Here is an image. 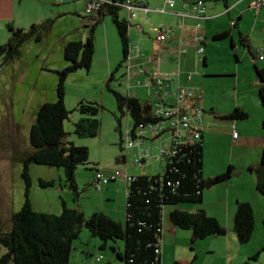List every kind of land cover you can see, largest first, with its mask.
<instances>
[{
    "label": "rangeland",
    "instance_id": "374dc122",
    "mask_svg": "<svg viewBox=\"0 0 264 264\" xmlns=\"http://www.w3.org/2000/svg\"><path fill=\"white\" fill-rule=\"evenodd\" d=\"M6 6L5 0H1L0 45L7 43L11 36L8 25L17 29H29L36 24L45 26L41 40L28 41L12 63L4 65L0 58V223L8 231L11 215L17 213L26 201L23 172L24 158L32 150L29 142L31 126L42 104L57 101V73L68 66L64 58L65 46L70 42H85L91 35V27L85 13L86 0H12ZM262 8L259 21L264 23ZM259 10L251 9V14L240 21L246 29L251 28ZM127 14L126 10L120 9L118 17L127 21ZM153 23L157 27L167 24V21L156 17ZM92 36L94 55L91 69L78 70L68 76L64 100L66 109L72 112L64 123L66 142L87 148V164L75 171V191L69 188L63 168L30 164L28 197L33 209L39 213L59 216L65 205L81 212L86 219L99 213L125 228V177L162 175L167 158L164 161L155 159L159 154L156 146L169 148L171 134L165 132L159 140H154L153 133L145 130L143 144L145 148L152 149L151 156L143 166L132 165L133 153L125 155L121 133L117 129L120 121L124 139L126 117H122L115 98L106 87L109 83L111 89L127 95L123 77L125 66L118 69L124 56L113 17L105 16ZM256 38L260 42L258 34ZM224 44L219 46L222 48ZM238 46L241 52L237 51V54L231 47L228 49L227 44L226 51L213 52L210 65L203 67L200 63L198 72L203 76L196 90L201 100L196 127L204 133L205 171L217 176L231 168V177L204 190L201 204L167 205L162 212V220L169 221V213L177 209L192 213L197 212L195 209L204 210L217 220L226 234L192 242V233L182 230L181 234L187 233L189 237L181 235L175 238L174 255L171 252L162 264H264V194L257 189L258 183L264 184V107L259 97V86L255 85V81L260 79L254 68L255 63L264 68V62L252 61L247 51ZM109 63L113 72L109 71ZM114 72V79L110 82ZM141 89L137 93L142 102L159 103V99L148 90L150 88ZM171 91L172 95L165 102L177 105L176 86L173 85ZM82 101L98 103L102 107L97 116L100 128L95 137L75 134L76 125L84 118H91L77 110ZM236 109L245 111L248 118H222ZM233 129L241 136L238 145L231 141ZM123 155L126 163H118L117 159ZM40 182L52 183L53 186L42 188ZM237 203H248L253 209L255 225L246 244L239 243L234 232ZM102 245L100 239L82 228L79 238L72 244L69 264H108L112 260L114 264H122L111 247L124 253L123 240L109 242L105 248ZM4 252L2 249V254Z\"/></svg>",
    "mask_w": 264,
    "mask_h": 264
},
{
    "label": "trees",
    "instance_id": "16d2710c",
    "mask_svg": "<svg viewBox=\"0 0 264 264\" xmlns=\"http://www.w3.org/2000/svg\"><path fill=\"white\" fill-rule=\"evenodd\" d=\"M124 1H108L95 13V16L93 14L86 17L89 21L88 26L91 27L90 37L85 42H70L64 48V58L68 66L57 73V101L47 102L40 106L35 123L30 129L29 142L32 150L24 158L23 172L26 183V201L17 213L11 215V225L8 231L0 223V264H69L72 244L79 238L82 228H86L92 237L100 239L103 248L107 247L109 242L123 240L124 253L111 247L114 255L122 264H161L160 240L162 239L163 208L167 205L181 203L201 204L204 190L231 177V168H229L222 175L210 179L203 178L201 131L199 140L175 147L176 154L166 161L162 175L137 176L133 182L127 183L125 228L120 223L99 213L86 219L81 212L69 209L65 205L59 216L39 213L33 209L28 197L31 186L28 174L30 164L63 168L69 188L76 190L74 174L79 166L87 164L88 150L66 142L67 133L64 123L70 119L72 112L68 111L64 104L65 83L70 74L78 70L89 71L91 69L94 55L92 34L96 26L108 15L113 17L122 44L124 58L118 69L126 65L130 51V23L119 19L118 12L122 8L116 6V3ZM43 29L45 26L37 24L29 29H17L8 25L11 36L7 43L0 45V58L3 64L7 65L17 59L21 48L28 41L39 42ZM227 36L226 33L221 34L216 39ZM240 41L246 47L248 46L243 37ZM254 68L260 81L264 83V69ZM114 74L115 72L111 74L110 82L114 79ZM106 87L115 98L122 117L127 115L130 117L132 134L136 129L156 125L161 121L154 116L149 102H142L133 95H122L111 89L109 83ZM259 97L264 107V84L259 88ZM101 108L98 103L80 102L77 110L91 118L82 119L76 125L75 134L95 137L100 128L97 116ZM223 118L245 120L248 114L236 109ZM120 126L119 121L117 129L122 138ZM117 162L126 163V156L119 157ZM262 178L264 179V176ZM40 186L47 188L53 184L40 182ZM257 189L264 194L263 182L258 183ZM170 221L176 228L190 231L192 242L226 234V230L219 225L217 220L209 217L203 210L192 213L177 209L171 212ZM233 221L234 232L239 243H248L255 225L250 204L237 203ZM2 249L5 250L3 254ZM114 262L108 264H114Z\"/></svg>",
    "mask_w": 264,
    "mask_h": 264
},
{
    "label": "crops",
    "instance_id": "0c3cea01",
    "mask_svg": "<svg viewBox=\"0 0 264 264\" xmlns=\"http://www.w3.org/2000/svg\"><path fill=\"white\" fill-rule=\"evenodd\" d=\"M131 1L134 3L139 2V0ZM144 1L146 7L151 11L145 13L141 10H136L135 17L133 19H130L129 12L124 9L128 13L127 21L130 23L129 66L132 77L130 81L126 80L125 75L126 68L128 67L127 64L124 65L125 73L123 75L127 87V94L129 95H133L139 98L137 90H142L141 88H145L137 86L136 80L143 81L148 74H169L175 79V82L178 84L179 88H183L194 97L197 105L199 106L201 100L199 99V95L196 94V90L200 86V80L203 76V73H199L198 70L200 68V63H202L203 67L210 65L209 60L213 52L219 51L221 49L226 51L225 45L228 44V49L229 47H231V49H234L237 54V51L241 52V48L239 50V44L247 51L252 61L253 56L257 58V51L259 50L264 56V23L259 21L263 8L259 10L258 15H256L257 17L255 18V21L252 23V26L249 30L242 25V22H240L251 14L252 11L250 8V4L254 0H201L203 2L205 13L200 17L197 16V12L194 6L195 2H197L198 0H175L174 7L172 9L166 7L167 0ZM5 2L8 6L9 3H12V0H5ZM162 9L166 10L165 14H161L159 12ZM156 17L166 20L167 24H159L157 27L154 26L153 19H155ZM228 23L230 25L229 29ZM233 23L235 24V26H232ZM159 28L167 30L166 40L162 43L156 40L157 30ZM225 33L228 35L226 38L216 39L217 36ZM235 33L237 34L238 39ZM256 34H258L259 39L261 38L260 42L258 38H256ZM196 35H199L203 38V42L201 45H198L194 41V37ZM153 37L155 38L154 40ZM241 37L245 39V42L248 45L247 47L241 43ZM221 40L225 41L219 42ZM237 40L239 41V43ZM153 42H155V44ZM221 43H225L222 48L221 46H219V44ZM200 48H203L202 54L199 53ZM108 66L109 71L113 72L110 63ZM254 67H257L259 70L264 69L256 63L254 64ZM263 84L264 83L260 80L258 82L255 81V85L259 86V88ZM172 86L173 85H171V89ZM128 123H130V121ZM233 132L237 133L235 129L232 130V134ZM231 141L233 142V144L238 145L240 144L241 136L238 135V137L234 139L232 135ZM202 143L203 159V130ZM156 147H158L159 149L163 148L161 147V145H158ZM141 148L149 149L152 152V149L145 148L143 143ZM130 152L133 154H138V149L135 148ZM132 165L135 166L133 162ZM202 175L204 179L216 177V175L210 174L209 172L206 173L204 165L202 166ZM128 176L137 177L143 175L134 174ZM195 210L198 211L197 209ZM170 214L171 213H169V217ZM180 231L182 230L176 228L170 222V220H162L161 264L162 262L165 263L167 258L171 256V252L174 255L173 249L175 247L174 245H176L175 238L181 237V235H184V237H189V234H181L182 232ZM169 242L171 243V245L169 244ZM113 261L114 260L109 262L113 263Z\"/></svg>",
    "mask_w": 264,
    "mask_h": 264
},
{
    "label": "built area",
    "instance_id": "2783aa9c",
    "mask_svg": "<svg viewBox=\"0 0 264 264\" xmlns=\"http://www.w3.org/2000/svg\"><path fill=\"white\" fill-rule=\"evenodd\" d=\"M87 6L85 13L88 16L95 14L103 4H107L106 0H86ZM175 0H167L166 7L172 9L174 7ZM116 6L126 9L129 12L130 19L135 17V11L141 10L145 13L150 12L146 7L144 0H139V2L134 3L131 0H125L121 3H116ZM197 16L200 17L205 13V9L203 6V2L198 0L194 4ZM264 7V0H254L250 4L251 9L259 10ZM161 14H165L166 10L162 9L159 11ZM234 26V23L232 24ZM199 27V26H197ZM167 30L159 28L157 30V38L156 40L160 43L166 40ZM194 41L201 45L203 42V38L199 35L194 37ZM199 53H203V48L199 49ZM260 60L264 61V56L261 54V51H257V58H253V61ZM130 61V53L127 60V68H126V80L130 81L132 77V73L129 66ZM143 73V72H139ZM136 85L139 87H147L153 93L152 96L157 97L159 99V103L154 105L155 103H150L152 106L153 114L156 118L161 121L156 125H150L146 128L141 127L136 129L134 134H132V122L130 121V117L126 116V134L125 138L122 137V147L124 149L125 155H129L131 150L137 148L138 154H133L135 158L133 163L135 166H143L145 162L150 158V150L141 148L142 143L144 142V131L149 130L153 133L154 140H159L165 132H170V146L167 149L160 148L159 154L155 159H159L160 161H164L165 157L167 160L176 154L175 147L177 145L197 141L201 138V129L200 127H196L197 120L199 119L200 108L197 105L194 97L189 94L183 88H179L178 84L175 82V79L169 74H148L146 75L145 80L138 81L136 80ZM171 85L176 86L175 95L178 98L177 105H168L165 101L172 95ZM166 123V126H162V124ZM233 138L236 139L238 137L237 133L233 132ZM123 136V135H122ZM166 160V161H167ZM126 183H131L135 180V177L126 175L125 177ZM99 184V183H98ZM99 188V187H98ZM162 240V239H161ZM160 240V246H161Z\"/></svg>",
    "mask_w": 264,
    "mask_h": 264
}]
</instances>
